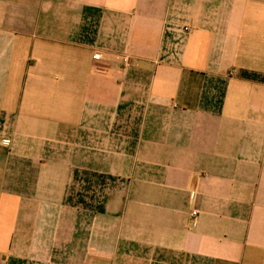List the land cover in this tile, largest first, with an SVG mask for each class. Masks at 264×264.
Returning <instances> with one entry per match:
<instances>
[{
  "label": "crops",
  "instance_id": "0c3cea01",
  "mask_svg": "<svg viewBox=\"0 0 264 264\" xmlns=\"http://www.w3.org/2000/svg\"><path fill=\"white\" fill-rule=\"evenodd\" d=\"M2 138L0 264H264V0H0Z\"/></svg>",
  "mask_w": 264,
  "mask_h": 264
},
{
  "label": "built area",
  "instance_id": "2783aa9c",
  "mask_svg": "<svg viewBox=\"0 0 264 264\" xmlns=\"http://www.w3.org/2000/svg\"><path fill=\"white\" fill-rule=\"evenodd\" d=\"M185 29H188V28H185ZM98 57V56H97ZM124 64L126 66H130V61L128 58H124ZM0 145H3V146H9L10 145V139H6V138H2L0 139ZM192 214L193 215H196V211H192Z\"/></svg>",
  "mask_w": 264,
  "mask_h": 264
}]
</instances>
